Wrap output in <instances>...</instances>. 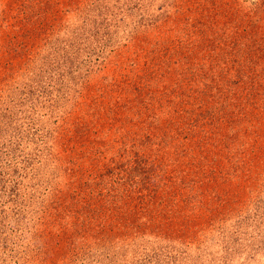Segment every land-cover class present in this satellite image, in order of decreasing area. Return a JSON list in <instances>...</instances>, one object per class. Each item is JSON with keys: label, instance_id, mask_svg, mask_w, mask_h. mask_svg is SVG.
Instances as JSON below:
<instances>
[{"label": "rangeland", "instance_id": "obj_1", "mask_svg": "<svg viewBox=\"0 0 264 264\" xmlns=\"http://www.w3.org/2000/svg\"><path fill=\"white\" fill-rule=\"evenodd\" d=\"M70 155L190 235L80 236ZM144 262L264 264V0H0V264Z\"/></svg>", "mask_w": 264, "mask_h": 264}, {"label": "trees", "instance_id": "obj_2", "mask_svg": "<svg viewBox=\"0 0 264 264\" xmlns=\"http://www.w3.org/2000/svg\"><path fill=\"white\" fill-rule=\"evenodd\" d=\"M119 105L120 107H118ZM121 105L122 103L118 104V106L117 104L115 106L113 105L112 108L109 107V116H111L112 119L117 120L118 117H121L117 116L116 118V114L118 112L117 110L118 108H121ZM100 119H103V115L100 112H97L96 120L101 122ZM82 123L83 124H77V127L69 122V126L65 128L60 135L61 146L64 144L65 151H68L70 154L75 152L77 148L75 143L72 142L73 139H75L77 134H80L82 130H84V134L87 135L90 129L88 123H85V121ZM79 125H83L84 129L79 128ZM78 129H80V133L78 132ZM74 161V157H71L70 155L68 165H66L63 170L69 171L70 175L72 176L71 182L67 188V191L69 192V196L67 197L72 198V201H77L80 204V206H77L75 212L71 211L69 216L73 218L72 227L78 229L77 233H79L80 236L82 233H93L94 231L99 232L101 236V233L107 229V225H109V229L112 230V234L115 239L125 241L124 243H126L127 240H133L136 237H143L144 235L149 234L155 237L161 236L168 239H174L177 236L184 238L190 235L188 232L190 224L187 223L181 226V223L179 224L178 221H176L177 216L179 217L180 215L184 214L183 210L187 206L185 203L178 204V206H176L174 209L169 207L165 209L159 205L158 198L156 201L158 204L155 208L153 200L151 204L146 202L148 200H145L144 191L142 190H147L146 188L150 187L147 185L141 187L138 193H136V195L140 194L138 195V198L141 199L140 204H143L142 207L140 206L142 208V210H139L140 215L137 217H132L131 214L126 215L124 213V207L129 200L127 197L128 190L124 191L125 188H120L118 185L106 190H104V188L96 189L95 186L90 185V188L87 189L89 194H86L88 193L86 192L85 188L87 186H84L85 181H83L79 174L76 173V169H74L75 166L73 165ZM155 177L156 176H154L152 172L150 175H147L146 178L152 179L153 181ZM149 179L142 178L140 181H138L139 185L140 183L145 184L146 182H149ZM81 180L83 182H81ZM158 195L159 194H150L148 197L155 199ZM62 197L65 198L64 196ZM118 244L119 243L116 245ZM110 245L113 246L114 241H110ZM151 255L152 254H146L144 261H149V259L152 257ZM146 263L147 262H144V264Z\"/></svg>", "mask_w": 264, "mask_h": 264}]
</instances>
